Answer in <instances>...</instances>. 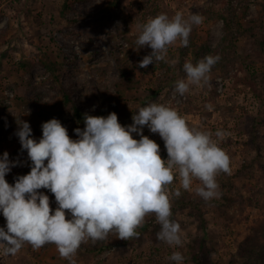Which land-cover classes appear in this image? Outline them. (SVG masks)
<instances>
[{"label": "rangeland", "instance_id": "374dc122", "mask_svg": "<svg viewBox=\"0 0 264 264\" xmlns=\"http://www.w3.org/2000/svg\"><path fill=\"white\" fill-rule=\"evenodd\" d=\"M107 2L0 0V127L16 131L20 117L41 127L51 117L73 129L76 138L71 105L47 70L36 65L26 73L19 67L24 60L52 51L62 65V85L84 113L102 114L122 86L121 72H133L137 84L123 89L121 124H131L133 114L154 100L165 103L176 108L190 127L226 132L219 143L230 156V171L217 175L220 194L210 200L196 193L198 181L185 190L174 176L168 193L172 218L182 228L180 246L157 238L160 225L150 213L138 227V236L120 239L110 232L102 240L88 239L71 258L62 257L55 243L35 248L25 242L14 255L0 249V264H71L73 260L75 264H175L168 259L175 250L183 253V264H262L258 255L264 253V60L253 41L255 34H264V0H120L114 9ZM178 11L185 18L193 13L204 18L193 25L189 45L176 41L168 46L165 60L139 67L152 51L136 42L140 26L159 13L172 17ZM225 21L233 27L230 40H224ZM208 54L225 56L224 67H212L207 83L192 85L183 95L175 92V82L186 76L184 63H196ZM84 126L78 123L81 129ZM143 134L160 145L161 157L167 159L159 134L147 127ZM134 138L139 137L134 134ZM20 146L16 135L9 139L5 151L10 159ZM16 161L19 164L6 175L10 184L30 171L26 150ZM41 191L49 195L54 210V194ZM5 224L0 214V226ZM249 240L258 252L247 263L239 253Z\"/></svg>", "mask_w": 264, "mask_h": 264}, {"label": "clouds", "instance_id": "9594fccd", "mask_svg": "<svg viewBox=\"0 0 264 264\" xmlns=\"http://www.w3.org/2000/svg\"><path fill=\"white\" fill-rule=\"evenodd\" d=\"M203 19L197 13L185 18L179 11L172 17L162 12L149 18L136 42L152 51L139 67L165 60L168 46L176 41L187 47L193 25ZM219 59L208 54L196 63L186 61V76L175 82L174 91L183 95L192 85L207 83ZM132 121L122 125L114 111L106 116L85 113L84 128H75L72 138L67 127L52 118L42 123L37 139L30 123L16 118L15 135L31 164L27 174L10 184L6 175L19 161L10 159L7 151L0 155V214L6 220L0 226V249L5 255L16 254L25 242L35 248L52 242L62 257L71 258L88 239L102 240L110 232L120 239L138 236L150 213L160 225L159 240L182 244L168 186L177 176L185 190L198 181L195 191L205 200L219 196L216 177L230 171V156L219 143L226 132L190 127L176 108L155 100L140 107ZM145 127L162 138L167 159H162L160 145L143 134ZM42 189L54 194V210ZM168 259L183 264L185 257L175 250Z\"/></svg>", "mask_w": 264, "mask_h": 264}, {"label": "trees", "instance_id": "16d2710c", "mask_svg": "<svg viewBox=\"0 0 264 264\" xmlns=\"http://www.w3.org/2000/svg\"><path fill=\"white\" fill-rule=\"evenodd\" d=\"M120 0H108L107 6L110 9H114L119 6ZM69 3H65V11L69 10ZM225 36L224 40H230V36L233 35V27L230 21H225ZM255 39L253 41V46L255 47V52L264 60V34L263 33H257L254 35ZM233 43V41H231ZM225 56L220 58L217 63L213 66V68H223L224 67V61L222 60ZM198 60V57L196 58ZM36 65H41L44 67L47 72H48V78L52 81L53 85L57 86L60 88V90L63 93V96L65 98V101L67 104L71 105V109L74 114V118L76 119V126L73 128L78 127V123L80 125H84V112L80 109L79 106L74 105L70 99V91L62 85V65L60 62L54 57L52 51H44L39 54L38 57L35 59H29V60H24L19 63L20 69L25 71L26 73H31L32 69ZM19 69V70H20ZM133 73V72H132ZM132 73L129 71H122L121 76H122V86L119 89V91L116 94L115 100L112 101L111 103L108 104V107L102 111V114L100 115H108L110 112H116L118 114V119L121 121L122 115L124 113L123 109V103L125 99V92H123V89H125L127 86H136L137 82L134 79V76ZM49 119H52L51 117H48L45 119V122L48 121ZM13 127H0V130L4 132V135L0 134V155L3 154V152L7 149L8 147V141L11 137L15 136V129H12ZM31 128L33 130V136L38 139V136L42 135V128L38 126V124L35 122L33 125H31ZM72 130L73 129H68L69 135L72 137ZM22 152H25V150L21 149V146L17 148L15 151H13L10 155V157L14 160L18 159ZM15 175H12L11 178H14ZM4 218V217H3ZM5 219V218H4ZM256 245L253 243V241L249 240V243L247 245H243L240 249V256L247 261V263H250L249 260L254 258L255 253L258 252L256 250ZM258 256H260V259L262 260V264H264V253H260Z\"/></svg>", "mask_w": 264, "mask_h": 264}]
</instances>
